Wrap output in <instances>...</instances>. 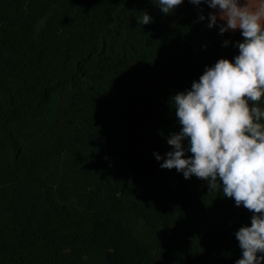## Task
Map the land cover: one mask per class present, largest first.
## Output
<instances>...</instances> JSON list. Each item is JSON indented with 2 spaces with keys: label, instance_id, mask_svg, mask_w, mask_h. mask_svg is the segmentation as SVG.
I'll return each instance as SVG.
<instances>
[{
  "label": "trees",
  "instance_id": "obj_1",
  "mask_svg": "<svg viewBox=\"0 0 264 264\" xmlns=\"http://www.w3.org/2000/svg\"><path fill=\"white\" fill-rule=\"evenodd\" d=\"M215 11L189 0L169 14L155 0H0V264L242 258L235 234L253 213L155 155L166 159L181 130L173 97L239 55L240 30L208 27ZM65 159L92 177L66 187L78 204L61 194Z\"/></svg>",
  "mask_w": 264,
  "mask_h": 264
},
{
  "label": "clouds",
  "instance_id": "obj_2",
  "mask_svg": "<svg viewBox=\"0 0 264 264\" xmlns=\"http://www.w3.org/2000/svg\"><path fill=\"white\" fill-rule=\"evenodd\" d=\"M155 2L169 14L184 0ZM189 2L217 10L209 13V28L219 21L220 34L240 30L244 40L236 44L234 62L218 60L190 90L173 97L171 107L181 130L168 138L173 151L167 158L156 153V159L163 160L161 168L176 169L186 179L195 175L207 181L209 193L222 186L225 197L252 212L251 226L235 234L242 249L236 264H264V255H258L264 254V0ZM138 20L144 25L152 18L145 12ZM186 152L192 155L186 158Z\"/></svg>",
  "mask_w": 264,
  "mask_h": 264
},
{
  "label": "rangeland",
  "instance_id": "obj_3",
  "mask_svg": "<svg viewBox=\"0 0 264 264\" xmlns=\"http://www.w3.org/2000/svg\"><path fill=\"white\" fill-rule=\"evenodd\" d=\"M66 160L67 159H65V163L59 173V178L63 181V185L66 184L65 189L61 191V194L69 196L72 201L78 204L79 199L71 193V190H67L66 187L70 188V185H73L75 179H78L80 184L84 183V188H86V186L90 188L92 185V177L88 172H81L80 170L69 166Z\"/></svg>",
  "mask_w": 264,
  "mask_h": 264
}]
</instances>
